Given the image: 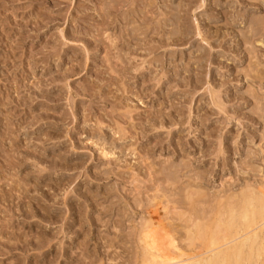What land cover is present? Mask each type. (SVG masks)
Instances as JSON below:
<instances>
[{
  "label": "rangeland",
  "instance_id": "374dc122",
  "mask_svg": "<svg viewBox=\"0 0 264 264\" xmlns=\"http://www.w3.org/2000/svg\"><path fill=\"white\" fill-rule=\"evenodd\" d=\"M263 195L264 0H0V264H264Z\"/></svg>",
  "mask_w": 264,
  "mask_h": 264
},
{
  "label": "bare ground",
  "instance_id": "6f19581e",
  "mask_svg": "<svg viewBox=\"0 0 264 264\" xmlns=\"http://www.w3.org/2000/svg\"><path fill=\"white\" fill-rule=\"evenodd\" d=\"M262 190V189H261ZM249 195V194H248ZM262 199L264 200V195L262 196ZM235 201V200H234ZM260 204V203H259ZM262 206V213L264 215V201L261 204ZM257 209V208H256ZM248 210V208H247ZM257 211V210H256ZM243 212V211H242ZM241 212V213H242ZM224 215V214H223ZM241 215V214H240ZM239 215V216H240ZM261 215V216H263ZM238 216V217H239ZM251 216V215H250ZM257 217V216H256ZM247 218V214H243L242 215V220H245ZM254 218V217H252ZM250 217V221L252 219ZM155 219V218H154ZM240 219V217H239ZM257 219V218H256ZM259 218L257 219V221H259ZM264 221V219H263ZM262 221V222H263ZM253 222V221H252ZM256 222V221H255ZM249 223V222H248ZM262 224V223H261ZM253 225V224H252ZM257 225V224H256ZM152 226V225H151ZM229 226V225H228ZM231 229V228H230ZM229 227L225 229V231L230 232ZM262 232H264L263 230H261ZM254 232V231H253ZM222 233V232H221ZM229 234V233H228ZM223 235V234H222ZM255 235V234H254ZM223 237V236H222ZM252 237V236H251ZM254 237V236H253ZM214 238V237H213ZM215 239V238H214ZM144 248L146 250V255L148 257L147 259V263L146 264H242L243 262L249 264L248 260H249V256L247 255V253H243L241 250V247H228L224 250H221L220 252H218L217 254H215V256H211L208 260H206V262H201L200 261H195V262H191L188 260V258H183L182 256L179 258H171L167 253H162V248H159V244H158V240L157 237L155 236V232L153 230H151V227L149 229V231H147L144 235ZM248 240V239H247ZM223 241V240H222ZM254 241V240H253ZM218 243V241H216ZM249 242V241H248ZM216 243V244H217ZM228 243V242H227ZM244 243H242L243 245ZM173 245V244H172ZM240 245V243H239ZM241 245V246H242ZM245 246V245H244ZM173 247H175L173 245ZM172 247V248H173ZM216 248V247H215ZM214 248V249H215ZM262 248V247H261ZM174 249H177L176 247ZM178 250V249H177ZM262 251V249H261ZM165 252V250L163 251ZM261 253V252H260ZM179 254V253H178ZM249 254V253H248Z\"/></svg>",
  "mask_w": 264,
  "mask_h": 264
}]
</instances>
